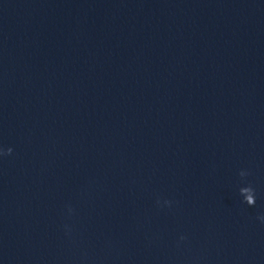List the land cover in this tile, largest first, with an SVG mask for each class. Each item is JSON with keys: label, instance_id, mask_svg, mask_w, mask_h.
<instances>
[{"label": "clouds", "instance_id": "clouds-1", "mask_svg": "<svg viewBox=\"0 0 264 264\" xmlns=\"http://www.w3.org/2000/svg\"><path fill=\"white\" fill-rule=\"evenodd\" d=\"M12 148H7V150H0V156H7V155H10L12 153ZM170 203V202H169ZM261 217H264V216H261ZM260 218V217H258ZM264 221V220H262Z\"/></svg>", "mask_w": 264, "mask_h": 264}]
</instances>
